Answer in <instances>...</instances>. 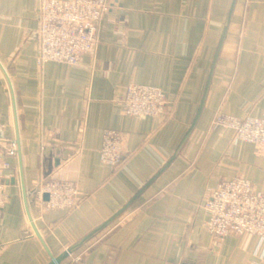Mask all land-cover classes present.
<instances>
[{
    "label": "crops",
    "instance_id": "1",
    "mask_svg": "<svg viewBox=\"0 0 264 264\" xmlns=\"http://www.w3.org/2000/svg\"><path fill=\"white\" fill-rule=\"evenodd\" d=\"M40 0H0V264H264V240L207 231L205 187L239 175L264 191V149L213 126L219 113L264 116V0H112L78 64L40 63ZM131 81L161 87L164 113L123 110ZM124 138L114 172L102 131ZM76 181L71 209L31 224L27 189Z\"/></svg>",
    "mask_w": 264,
    "mask_h": 264
},
{
    "label": "built area",
    "instance_id": "2",
    "mask_svg": "<svg viewBox=\"0 0 264 264\" xmlns=\"http://www.w3.org/2000/svg\"><path fill=\"white\" fill-rule=\"evenodd\" d=\"M111 2L40 0L38 61L78 64L85 53L96 47L103 17ZM167 101L168 94L161 87L131 81L126 87L123 110L132 116L149 115L157 118L164 113ZM212 124L221 127L230 138L250 141L264 149V116L219 113L213 118ZM3 127L0 121V131ZM123 143L120 131L103 129L99 156L102 162L111 167L112 172L123 161ZM14 151V140L2 141L0 138V170L9 168L6 154ZM1 189L0 184V205L7 198ZM26 193L34 209L33 221H42L47 210L71 209L79 200L76 181L52 177H40ZM202 206L209 212L205 227L217 243L231 233L254 234L264 240V191L254 188L248 178L234 175L220 179L215 186L205 187ZM78 259L79 256H74L69 264Z\"/></svg>",
    "mask_w": 264,
    "mask_h": 264
},
{
    "label": "water",
    "instance_id": "3",
    "mask_svg": "<svg viewBox=\"0 0 264 264\" xmlns=\"http://www.w3.org/2000/svg\"><path fill=\"white\" fill-rule=\"evenodd\" d=\"M29 218H30L31 224L33 225L36 233H38L37 228L35 226V223H34V221L32 219V215L30 213H29ZM69 252H70V249L64 250L60 255H53V254H51V260L47 264H61L63 258L66 255H68Z\"/></svg>",
    "mask_w": 264,
    "mask_h": 264
}]
</instances>
